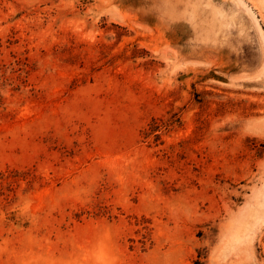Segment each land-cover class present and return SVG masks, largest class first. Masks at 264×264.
Listing matches in <instances>:
<instances>
[{"label":"rangeland","instance_id":"obj_1","mask_svg":"<svg viewBox=\"0 0 264 264\" xmlns=\"http://www.w3.org/2000/svg\"><path fill=\"white\" fill-rule=\"evenodd\" d=\"M0 264H264V0H0Z\"/></svg>","mask_w":264,"mask_h":264}]
</instances>
